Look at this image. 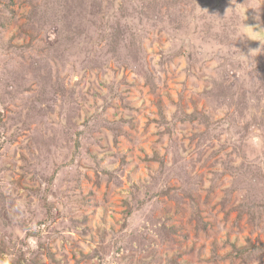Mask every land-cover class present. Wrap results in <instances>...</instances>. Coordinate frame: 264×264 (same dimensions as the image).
Returning a JSON list of instances; mask_svg holds the SVG:
<instances>
[{"label":"rangeland","instance_id":"rangeland-1","mask_svg":"<svg viewBox=\"0 0 264 264\" xmlns=\"http://www.w3.org/2000/svg\"><path fill=\"white\" fill-rule=\"evenodd\" d=\"M0 246L264 264V0H0Z\"/></svg>","mask_w":264,"mask_h":264},{"label":"trees","instance_id":"trees-1","mask_svg":"<svg viewBox=\"0 0 264 264\" xmlns=\"http://www.w3.org/2000/svg\"><path fill=\"white\" fill-rule=\"evenodd\" d=\"M5 252H6V250L4 248L1 249V246H0V256H2V258L4 260L7 259L6 256H5ZM6 262H7L6 264H26L24 258H19V259H16L14 261H6Z\"/></svg>","mask_w":264,"mask_h":264}]
</instances>
